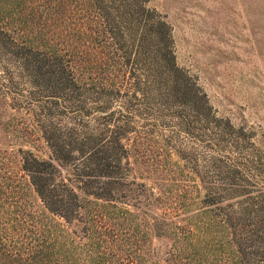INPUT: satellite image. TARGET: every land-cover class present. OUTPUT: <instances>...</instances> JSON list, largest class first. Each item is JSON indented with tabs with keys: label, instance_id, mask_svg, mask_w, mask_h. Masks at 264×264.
I'll use <instances>...</instances> for the list:
<instances>
[{
	"label": "trees",
	"instance_id": "16d2710c",
	"mask_svg": "<svg viewBox=\"0 0 264 264\" xmlns=\"http://www.w3.org/2000/svg\"><path fill=\"white\" fill-rule=\"evenodd\" d=\"M146 1L0 0V55L29 77L39 113L28 139L46 148L40 156L0 147L5 264H262L254 249L264 244L261 218L252 224L222 205L234 184L224 196L204 182L194 199L171 195L168 184L156 192L132 174L127 118L138 112L128 99L138 93L231 132L177 66L171 28ZM118 67L126 70L120 80ZM7 91L0 81L6 106ZM57 107L74 112L71 122H46L42 114ZM156 238L167 240L160 258Z\"/></svg>",
	"mask_w": 264,
	"mask_h": 264
},
{
	"label": "rangeland",
	"instance_id": "374dc122",
	"mask_svg": "<svg viewBox=\"0 0 264 264\" xmlns=\"http://www.w3.org/2000/svg\"><path fill=\"white\" fill-rule=\"evenodd\" d=\"M146 6L170 26L177 66L205 94L210 115L228 121L231 132L215 121L208 128L188 109L157 94L143 99L138 93L128 99L138 112L127 118L133 129L127 141L133 176L156 192L168 184L171 195L194 199L205 193L204 182L224 196L234 184L236 190L222 205L248 216L252 224L260 218L264 223V0H148ZM43 32L59 33V28ZM0 66L9 104H0V147L45 156V144L36 147L28 139L36 130L34 113H39L34 98L27 96L29 77L8 52L0 55ZM118 69L120 80L126 70ZM42 116L46 122L68 124L75 114L57 107ZM166 242L153 239L158 258ZM255 245L261 252L255 261L264 264L259 257L264 244Z\"/></svg>",
	"mask_w": 264,
	"mask_h": 264
}]
</instances>
